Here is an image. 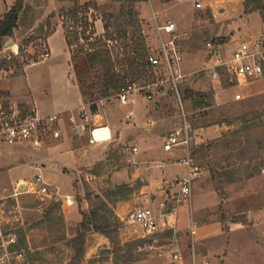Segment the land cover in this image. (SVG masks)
<instances>
[{"label": "rangeland", "instance_id": "374dc122", "mask_svg": "<svg viewBox=\"0 0 264 264\" xmlns=\"http://www.w3.org/2000/svg\"><path fill=\"white\" fill-rule=\"evenodd\" d=\"M14 1L0 0V18L4 15L2 12L14 4ZM27 1L44 3V0ZM202 1L204 4L200 8L195 6L194 0H141L135 5H132V0H108L102 5H98L96 1H88L91 6L86 13L82 11L79 16L87 14L91 25L84 33V25L79 24L80 40L73 48L69 47L71 54L75 53L77 56L76 60H72L76 80L79 71L85 83L87 94L84 98L90 105L94 102L97 107L102 98L100 89L103 72L101 69L89 67L86 50H81V47L87 49L90 42L103 36L111 38L109 41L111 46L126 43L133 46L139 42V36L143 35L151 49H157L158 34L150 18L152 10H156L160 20L173 19L179 32L189 34L188 37H182L181 42L185 51L184 69L194 72L189 84L198 90L214 93L213 103L203 108L194 109L193 101L184 99L187 116L194 126L195 135L196 131L200 133L202 129L198 125L203 124L205 120L210 123L208 126H214L219 133V136L213 139H206L205 136L200 139L194 137L190 145L191 151L202 143L217 138L221 141L219 145L210 148L207 157L197 160L193 156L195 164L201 165L199 166L201 173L194 180L191 206L184 203L179 210L177 232L175 229H167L146 235L133 221L132 214L139 206L157 205V202L172 192L171 184L177 178L166 181L163 172L165 167L170 166L167 168L168 176L185 173L184 165H174L178 156L160 155L157 164L161 168V173L153 175L151 165L154 163L153 157L158 155H153L152 159L139 160L134 157L137 152L134 147L137 146L132 144L125 145L118 140L91 143L88 133L79 139L83 146L81 149L83 161L79 170L72 174L75 184L74 197L77 203L82 200L89 203L85 210L90 208L88 193H92L93 199L97 193L106 198L112 209L107 215L114 220L116 214L122 222L119 239L123 253L129 247L127 242L142 240L141 245L134 249L135 257L138 258L131 264H169L175 235L186 254L190 256L191 209L199 223L200 239H196L198 247L201 253L209 256L212 264H264V77L249 85H239L225 68H222L220 79H212L209 67L214 62L212 59L215 51L229 53L241 41L256 38L262 30L264 21L259 10L251 11L252 16H248L250 12L246 7L247 3L249 7H254L258 0ZM261 2L264 3V0ZM48 5L49 0L43 7V16L37 20L34 28L24 33L23 28L16 30L13 36L4 39L0 50V63L4 65L0 68V84L16 77L11 84L22 85L27 76L35 83L37 93L44 103L50 100L49 77L54 76L53 71L59 76L64 72L66 66L63 69L62 66L68 55L67 43L61 33H56L51 38L50 51L48 32L58 24H62L64 29L67 27L71 30V25L74 24L73 19L61 15L63 7L67 9L73 5L71 1L55 0L56 10L47 17L45 14ZM135 9L139 13L144 30L142 35L135 33V28L129 25L130 10ZM98 19L100 29L96 24ZM106 23L109 24L108 29L105 28ZM41 25H44L43 31ZM92 30L95 31L94 34L90 32ZM125 30L127 34H124ZM90 34L92 37L86 39L85 36ZM29 39L32 41L28 42ZM45 51H50L51 56L43 57ZM130 53L134 54L133 51ZM33 62L36 63L29 65L24 73L25 67ZM53 64H58L57 68L52 67ZM148 69L143 78L137 79L138 85L152 83L165 76L162 70H155L152 67ZM130 79H127L126 86L131 85ZM151 89L155 95L154 99L147 100L143 97L142 101V98L138 97L137 102L145 103L144 105L152 112L151 117L142 119L155 129L156 141L152 143V148L161 151L166 136L180 126L182 118L179 102L168 83ZM0 90L4 91L1 87ZM113 92L112 98L107 102L108 105L118 100V92L114 90ZM10 97L23 108L32 106L24 97L12 93ZM137 102L133 104L136 106ZM131 106L132 103L128 105ZM224 141L230 142V145L225 146ZM26 142V144L0 142V161L6 162L10 155L25 159L27 155L29 159L31 158L25 165L10 171L11 179L22 177L30 181L34 180L40 171H45L39 161L43 158L39 155V149H35L30 141ZM177 148L183 150L179 157L186 154L184 147ZM32 160L35 162L30 163ZM222 166H228L234 171L232 181L221 182V179L212 178L210 170L221 172ZM116 170L122 173L112 179L111 175ZM226 178L224 177V180ZM56 180L61 187L59 192L69 189L70 182L65 176L59 174ZM122 183L130 185L126 194L107 195L117 184ZM16 188L21 190L19 184L9 185L0 177V195L4 196L0 200V214L3 216L6 231L15 233L16 240L22 235L26 238L21 247L16 248L15 243L13 244L12 249L23 250L26 254L24 260L15 259L13 264H28L29 261H36L38 264H66L74 250L62 236L70 238L76 223L66 220L62 199L52 190L49 192L51 195L44 196L29 192L11 195ZM151 188H157L155 189L157 191ZM98 242L96 236L88 234L86 255L82 264H125L123 259L117 257L116 243L109 239L107 244L97 246Z\"/></svg>", "mask_w": 264, "mask_h": 264}, {"label": "built area", "instance_id": "2783aa9c", "mask_svg": "<svg viewBox=\"0 0 264 264\" xmlns=\"http://www.w3.org/2000/svg\"><path fill=\"white\" fill-rule=\"evenodd\" d=\"M196 7L203 6L202 0H194ZM152 24L158 34L159 45L157 49L149 46L147 60L149 66L155 70H162L165 76L152 83L138 85L132 82L124 86L118 92V99L122 103H128L133 94H140L147 100L154 99L155 95L151 87H158L168 83L175 93L179 102L181 124L173 129L165 138L163 147L170 151L177 147H184L186 154L178 157V162L186 165V173L178 177L171 184L172 192L157 205H142L137 207L133 214V221L137 223L146 235H153L167 229H177L178 214L184 203L192 204L193 184L201 169L194 162L193 152L190 145L195 137L194 126L188 119L184 106L185 86L191 80L194 72H186L183 67L185 51L182 47V37H188V32H179L177 23L173 19L162 21L159 13L153 10L151 16ZM51 52L45 51L43 57H50ZM214 62L211 67L210 76L212 79H220L219 67L225 68L228 73L238 82H249L264 76V33L251 40H243L237 44L229 53L217 50L213 53ZM161 88L159 87L158 90ZM112 97V95H111ZM103 98H101L102 100ZM65 117L62 111L41 113L34 105L23 108L12 100L10 95L0 90V142L16 143L30 141L35 146H40L47 139L58 138L61 134V121ZM131 117V113L127 114ZM88 119V113L83 108L79 115L70 113L68 115L69 127L74 133H79L85 128L81 121ZM108 126L99 124L91 130L92 142H104L111 139ZM137 150V147H134ZM19 187L11 194L19 195L23 192L36 193L38 195H49L50 185L41 173H38L34 180L19 182ZM0 195V200L3 199ZM199 227L198 220L194 218L192 209L190 213L191 241L189 243L190 256H188L179 238L175 235L174 246L170 251L169 264H212L207 254L201 253L195 233ZM16 234L7 232L3 216L0 214V264H13L15 259L24 260L23 250L12 249L16 243ZM28 264H38L36 261H29Z\"/></svg>", "mask_w": 264, "mask_h": 264}, {"label": "crops", "instance_id": "0c3cea01", "mask_svg": "<svg viewBox=\"0 0 264 264\" xmlns=\"http://www.w3.org/2000/svg\"><path fill=\"white\" fill-rule=\"evenodd\" d=\"M88 1H96L98 5H102L106 3L108 0L103 1H97V0H80V2H88ZM55 0H49L48 10L46 11V16L56 10L55 7ZM13 5V4H12ZM11 5V6H12ZM11 6L5 9L2 13H5L8 11ZM153 11V10H152ZM253 12L249 13V17L252 16ZM152 16V15H151ZM150 16V18H151ZM264 21V20H263ZM98 28H101V24L99 19L96 22ZM264 30V22L262 23V30L260 31L259 35ZM61 33L67 43L66 35H65V29L62 26V24L56 25L55 31L48 37V45L51 51V38L56 34ZM257 35V37L259 36ZM68 47V55L65 59V63H63L62 69L64 66H66L64 69V72L59 76L58 74H55L54 71L52 74L54 76L49 77L50 82V100L47 102H43V100L40 98L39 94L37 93V89L35 86V83L31 78H28L26 76V80H24V83L21 85V83L16 84L15 86L11 84V81L4 82L3 84H0V87L4 89V91H7L6 93H11L14 95H18L19 97H24L27 99V103H30V105H34L38 108V110L43 113H51V112H58L62 111L65 113V117L61 121L60 129L61 134L58 138H54L52 141H46L43 142L40 146H35L34 148L39 149V155L43 158L39 161L42 163V168L45 170L44 172L40 171L44 177V179L48 182L50 185V189L53 193H57L62 199V206L64 208L65 218L68 220V222L73 223H79L83 219L82 211L87 209L89 206V203L85 200H82L80 203H77L76 198L74 197V177L72 176L73 172L76 170H79V167L83 161L82 157V145L79 142V139L85 135V133H88L89 140L91 141V130L94 126H97L99 124L108 126L111 134V139L106 140L104 142H112L115 140H118L119 143H124L125 145L132 144V146H137V152L134 154L135 159H145L148 160V158L152 159L153 155H158L153 160V164L151 165V174L153 171V175L157 172L161 171V168L158 167L157 162L159 161V156H165V155H175V157H179L183 154V150L181 148H176L172 150L171 152L161 148L162 150L159 151L156 148H152V143H154L155 140V129L150 126V124H147L146 120H143V117H151L152 112L150 108H147L142 101L144 98L140 94H133L131 96V99L128 103H122L118 99L117 102H112L110 105L107 104L109 98H112L111 96L108 98H103L100 102L97 103V109L96 111H92L90 104L86 102L84 95L82 93V90L76 80V77L74 75V71L72 68V54L69 48V45L67 43ZM51 56V55H50ZM38 62V61H36ZM36 62L30 63L25 67L24 73H26V68L29 65H32ZM58 64H53L52 67L57 68ZM182 67L184 69V61L182 64ZM185 70V69H184ZM188 72V71H186ZM264 77V76H263ZM260 80V79H258ZM257 81V79L251 80L246 83H238L239 85H249L253 82ZM17 86V87H16ZM138 97H141L142 103L139 104ZM13 99V98H12ZM14 102H16L15 99H13ZM133 102H137V105L133 104ZM132 103L131 107H128L129 104ZM46 107V108H45ZM85 108L88 113V119L85 121H81L85 124V128L79 132L74 133L71 128L69 127V120L68 115L70 113H74L76 115H79L80 111ZM131 113V117L128 118L127 114ZM100 117V118H98ZM102 118V120H100ZM220 131V130H219ZM199 132V131H198ZM205 136L207 139H213L215 137L219 136L217 128L214 126H207L202 127L200 133H197L196 131V139H200L201 137ZM97 142V141H96ZM95 141L91 143H96ZM19 144H26L27 142H16ZM32 143V142H31ZM100 143V142H99ZM137 144V145H135ZM156 153V154H155ZM24 157H16L13 155L8 156L6 158V162L0 161V177L9 185L16 186L19 184L18 182L24 181L22 177H19L18 179L14 178L11 179L10 177V171L13 170L16 167H19L21 165H25V162H28L31 160L29 159V156ZM177 157V158H178ZM34 158V157H32ZM131 159V158H130ZM35 161H30V163H34ZM175 164L184 165L185 166V173H186V165L183 163H180L176 160L174 162ZM41 167V166H40ZM170 167V166H168ZM164 168V177L167 178L166 181H172L180 176H183L185 173L178 175V176H168V170L167 168ZM39 169V168H38ZM122 173L120 170H116L111 176L112 179L115 177H118ZM161 173V172H160ZM59 174H62V176H65L69 183V189L66 191H61L60 185L58 184L56 178L59 177ZM63 179V178H62ZM63 189V186H62ZM152 190L156 192L157 188H151ZM51 195V194H50ZM72 199V200H71ZM96 238L98 239L97 246L101 244H107L109 239L107 236L100 234L99 232L92 233ZM195 238L200 239V233H199V227L196 230ZM55 264V263H52Z\"/></svg>", "mask_w": 264, "mask_h": 264}, {"label": "trees", "instance_id": "16d2710c", "mask_svg": "<svg viewBox=\"0 0 264 264\" xmlns=\"http://www.w3.org/2000/svg\"><path fill=\"white\" fill-rule=\"evenodd\" d=\"M73 5L69 8H62L61 15L64 17H70L74 20V24L71 25V30L65 27L66 40L70 48H73L74 44L78 43L80 40V26L85 27L84 33L87 31V28L91 23L89 18L86 16H79L82 11L86 13L88 8L91 6L90 2H80V0H69ZM138 1L141 0H132V5H135ZM262 0H258L254 7H249L247 3L246 7L249 9V12L253 10H259L261 12L262 18L264 20V3ZM47 5V0H44V3L40 2H28L27 0H15L11 8L6 11L3 17L0 18V50L3 47L4 39L6 37L13 36L16 30L23 28V33L29 29L34 28L37 20L41 18L44 14V6ZM130 23L129 25L132 28H135V33L143 34V27L139 18L138 11L130 10ZM84 19V20H83ZM84 21V22H83ZM93 25V24H92ZM44 28V25L40 26ZM105 28H109V24H105ZM94 29V28H93ZM55 28L48 32L47 37H49ZM92 34L95 33L94 30L90 31ZM124 34H127V30L124 31ZM136 34H134L135 36ZM86 39H89L91 36H85ZM112 37V36H111ZM96 41L89 43V47L86 49L84 46L81 47V50H86L87 59L89 67L92 69H101L103 72V82L100 89L101 97L108 98L113 95V90L119 92L122 87L126 86L127 79H130V83L136 82L137 79L143 78L147 74L149 63L147 60L149 45L145 37L139 36V42L135 45L130 46L128 43L124 45L116 44L111 46L109 43L110 37L103 36L96 38ZM32 41L31 39L28 42ZM131 48V49H130ZM133 51V55L130 53ZM77 56L75 53L72 54V60H76ZM5 63V62H4ZM3 63H0V68H3ZM120 67V68H119ZM220 72L222 68H218ZM77 82L82 90L84 97H86L85 83L82 80L81 74L77 71ZM185 98L191 99L193 101L194 109L203 108L213 103L214 93L204 92L202 90L196 89L193 85L189 84L185 86ZM92 111H96L97 107L94 102L90 105ZM210 123L208 120L201 125L200 127L208 126ZM220 139H214L208 143H202L197 148L193 150V156L198 158H205L209 155V150L213 146H217L220 143ZM225 146H229L230 142L224 141ZM198 166H201L200 163H197ZM210 168V167H209ZM223 169L221 172L212 171V178L221 179V182H229L234 178V171L229 169L228 166L221 167ZM224 177H227L224 180ZM130 185L128 183L117 184L115 189L107 193L108 196L111 195H124L129 190ZM87 198L90 201V208L88 210H83V219L72 228V236L68 238L67 236H62V239L67 240V244L73 248L74 253L71 256L70 260L66 264H82L87 247V236L88 234L99 232L107 236L111 242L117 244V257L123 259L125 264H131L132 261L137 259L135 257L134 249L137 245H141L142 240H131L127 242L129 246L128 249L123 253V247L119 239L121 220L115 214V219L112 220L108 212H112V209L108 205V201L101 194H95V199L92 198V193L87 194ZM59 205V204H58ZM51 211V208H50ZM102 211H105V213ZM63 218V216H62ZM172 232V231H171ZM25 235L18 236V240L15 243V247H21L25 243Z\"/></svg>", "mask_w": 264, "mask_h": 264}, {"label": "bare ground", "instance_id": "6f19581e", "mask_svg": "<svg viewBox=\"0 0 264 264\" xmlns=\"http://www.w3.org/2000/svg\"><path fill=\"white\" fill-rule=\"evenodd\" d=\"M72 200V199H71Z\"/></svg>", "mask_w": 264, "mask_h": 264}]
</instances>
